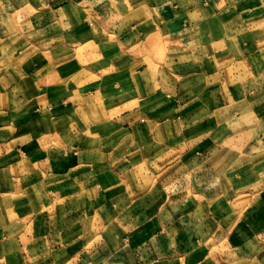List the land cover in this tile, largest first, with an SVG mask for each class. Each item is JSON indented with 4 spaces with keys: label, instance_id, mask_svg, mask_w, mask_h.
<instances>
[{
    "label": "crops",
    "instance_id": "crops-1",
    "mask_svg": "<svg viewBox=\"0 0 264 264\" xmlns=\"http://www.w3.org/2000/svg\"><path fill=\"white\" fill-rule=\"evenodd\" d=\"M0 264H264V0H0Z\"/></svg>",
    "mask_w": 264,
    "mask_h": 264
}]
</instances>
